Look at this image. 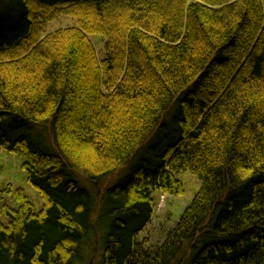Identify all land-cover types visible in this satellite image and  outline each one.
Returning <instances> with one entry per match:
<instances>
[{"label":"trees","instance_id":"trees-1","mask_svg":"<svg viewBox=\"0 0 264 264\" xmlns=\"http://www.w3.org/2000/svg\"><path fill=\"white\" fill-rule=\"evenodd\" d=\"M8 1L0 150L27 157L43 205L0 191V264H93L100 234V264H264V0ZM61 18L76 25L50 32ZM178 105L159 163L107 187ZM185 172L201 190L151 251L153 195L182 196Z\"/></svg>","mask_w":264,"mask_h":264},{"label":"rangeland","instance_id":"rangeland-1","mask_svg":"<svg viewBox=\"0 0 264 264\" xmlns=\"http://www.w3.org/2000/svg\"><path fill=\"white\" fill-rule=\"evenodd\" d=\"M10 1L0 0V27L6 28L12 26L16 23L15 16L11 15L10 11ZM76 21L71 18H61L49 26V31L54 32L58 29L65 28L67 26H75ZM2 30V29H0ZM92 40L97 54L100 60L105 58V46L106 38L99 35H91ZM183 122V116L180 111V106H175L169 112L168 116L164 120L165 130H162L155 134L150 143L145 147V151H140L134 161L130 164L124 166L120 171L113 174L106 181L107 187H114L123 180H125L137 167L142 166L144 163L153 167L157 165L162 157L163 153L166 151V147L169 143H173L177 140L185 129V124L179 123ZM167 129H169L167 131ZM27 130L30 132V136L33 138H46L48 141V135L42 129ZM171 130V131H170ZM165 134H167L165 139ZM163 143V146H160ZM150 144V145H149ZM155 146V147H154ZM27 161V157L21 153H10L7 151L0 150V191L11 185L15 188H23L27 191L31 200L33 201L36 209H40L43 205V200L38 193V191L31 185L27 180V173L23 170V164ZM179 179L184 184V194L180 197L169 196L163 194L161 191H156L153 195L154 202L156 204L154 217L150 224L147 225L145 230L139 235L140 241H146L147 249L155 250L157 247L164 244L166 239V233L178 224L182 214L185 209H187L193 199L201 190L202 184L200 180L189 172H185L179 175ZM85 183V182H84ZM83 183V184H84ZM92 192L101 195L105 184H96V189L93 188L89 183H85ZM10 202H12V197H7ZM102 236V234H100ZM101 236L96 237L93 249L96 254L92 256L93 264H100L103 252V241ZM92 249V251H93ZM89 264V260L87 263Z\"/></svg>","mask_w":264,"mask_h":264}]
</instances>
